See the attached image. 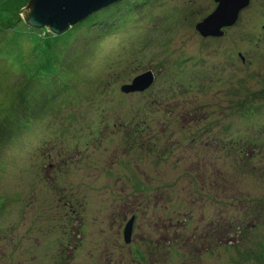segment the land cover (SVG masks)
<instances>
[{"label":"rangeland","instance_id":"374dc122","mask_svg":"<svg viewBox=\"0 0 264 264\" xmlns=\"http://www.w3.org/2000/svg\"><path fill=\"white\" fill-rule=\"evenodd\" d=\"M20 2L0 0L11 14L0 15L1 45L22 20ZM215 7L121 0L93 13L103 25L78 24L66 52L78 61L69 102L14 137L0 165V264L264 260V0H250L222 36L202 37L195 24ZM4 68L0 107L21 82ZM148 70L147 89L122 91ZM182 235L189 245L209 243L211 253L174 245L164 262L162 248Z\"/></svg>","mask_w":264,"mask_h":264},{"label":"trees","instance_id":"16d2710c","mask_svg":"<svg viewBox=\"0 0 264 264\" xmlns=\"http://www.w3.org/2000/svg\"><path fill=\"white\" fill-rule=\"evenodd\" d=\"M27 1L28 0H22L19 6H22L23 8ZM0 15L2 17L1 20H4V18L6 19L11 14H9L7 10L0 9ZM95 15L96 14H92L78 24L82 25L86 22L90 26L93 24L98 25V27L103 25L102 21L104 16L97 19L95 18ZM78 24L60 35H54L52 33H46V29H36L28 26L23 19H16L12 23V30L7 31L6 33L8 34L3 35L6 44L3 43V45H1L0 43V69L2 68V70L4 69L2 72H6L4 68L5 66L12 67L16 73L10 72L9 74L16 75L21 82L18 83L11 95L8 98H5L6 102L0 107V165L4 162L3 159L6 157L5 154L8 149L15 147V145H13L14 137H18V134H20L19 136L25 133L29 134L32 125H34L36 121H42V119H45L48 116L50 110L53 108H59L64 102H69L70 95H68V93L71 92V89L69 88L71 85L70 79L74 78V75L77 74L76 66L78 65V61L76 60L77 57L70 56L69 58L66 52L68 50L69 53L72 43H74V41L71 40V34L79 27ZM37 32H43L46 37L44 39H38L36 37ZM21 42H26L30 47L28 49L23 48ZM92 43L93 42H90L88 45H91ZM15 51L17 52L15 53ZM14 57L15 60L13 59ZM2 72H0V74ZM54 77L56 79H54ZM1 78L2 75H0V79ZM64 90L67 91L65 96L63 95ZM0 91H2V85H0ZM99 91L100 90H97L96 92ZM94 93L95 92H84V97L88 99L90 97L94 98L95 96H99ZM33 94L35 95V98L32 97ZM255 94L253 96H255ZM61 97H65L66 100H62ZM91 102H94V100H91ZM244 103H246L245 100ZM258 108L260 107H253L250 111L247 110L243 114L246 115L245 117H248L251 114H256L255 111ZM28 115H31V117L29 118ZM83 127L84 126L81 127L82 130ZM90 127V124H88L87 131ZM145 132L148 134V131L144 130L140 133L143 136ZM144 144L146 143L141 141L140 147H143ZM4 196H6L4 193H0V209L6 205V201L4 200L7 198H4ZM210 201L213 202V199ZM154 204H156V202H154ZM145 206L150 210L157 211L151 207L152 205H150V203ZM165 215L166 214H161L157 219L161 217L165 218ZM132 216H134L135 219L138 218L135 214ZM166 218L169 222L172 221L170 217ZM230 224H233V222L230 221ZM233 229L234 231L243 230L241 224H238L237 229L235 227H233ZM218 236L216 237L214 234L212 241L216 240ZM195 237L199 240V236L195 235ZM197 242L198 241L195 240L194 243L189 245V239L183 238V235L180 236L178 240L174 239L173 241H170L166 248H162L163 246L161 247L162 253L164 252L163 261L165 262L166 260L167 252H170L169 259H171L176 253L177 249L175 250L174 245H177L182 250H186L190 256H196L197 253L202 250L206 253H211V246L209 243H201L200 245ZM148 246L150 247L151 252V249H154V246L152 244H148ZM155 247L157 248V246ZM192 249L193 254H191ZM143 256V252L139 253L138 259L144 258ZM253 264H264V260H257Z\"/></svg>","mask_w":264,"mask_h":264},{"label":"water","instance_id":"95a60500","mask_svg":"<svg viewBox=\"0 0 264 264\" xmlns=\"http://www.w3.org/2000/svg\"><path fill=\"white\" fill-rule=\"evenodd\" d=\"M121 0H28L20 10L23 21L30 27L46 29L60 35L69 28L85 20L91 14L107 8ZM215 9L195 24L202 37L222 36L224 28L234 25L240 12L249 6L250 0H215ZM154 81L152 71L136 75L131 83L121 86L122 91H143ZM134 216L125 224L123 232L126 242L132 232Z\"/></svg>","mask_w":264,"mask_h":264}]
</instances>
